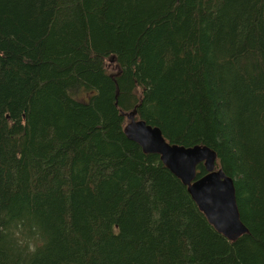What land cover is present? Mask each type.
Instances as JSON below:
<instances>
[{
  "label": "trees",
  "instance_id": "16d2710c",
  "mask_svg": "<svg viewBox=\"0 0 264 264\" xmlns=\"http://www.w3.org/2000/svg\"><path fill=\"white\" fill-rule=\"evenodd\" d=\"M133 110L217 153L248 234L127 137ZM0 264H264V0H0Z\"/></svg>",
  "mask_w": 264,
  "mask_h": 264
},
{
  "label": "water",
  "instance_id": "95a60500",
  "mask_svg": "<svg viewBox=\"0 0 264 264\" xmlns=\"http://www.w3.org/2000/svg\"><path fill=\"white\" fill-rule=\"evenodd\" d=\"M127 137L145 153L157 154L164 165L187 186L189 193L215 229L235 242L249 228L243 222L237 202L235 180L217 168V153L206 145L184 146L169 142L158 126L137 119V111L127 113ZM207 173L198 178V165Z\"/></svg>",
  "mask_w": 264,
  "mask_h": 264
},
{
  "label": "rangeland",
  "instance_id": "374dc122",
  "mask_svg": "<svg viewBox=\"0 0 264 264\" xmlns=\"http://www.w3.org/2000/svg\"><path fill=\"white\" fill-rule=\"evenodd\" d=\"M108 63H109V65H113L114 64V67H116V63H115V61L113 60V59H109L108 60ZM117 68V67H116Z\"/></svg>",
  "mask_w": 264,
  "mask_h": 264
}]
</instances>
